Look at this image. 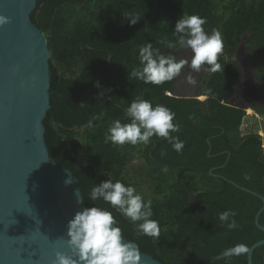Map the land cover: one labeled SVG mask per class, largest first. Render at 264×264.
<instances>
[{"label": "trees", "instance_id": "trees-1", "mask_svg": "<svg viewBox=\"0 0 264 264\" xmlns=\"http://www.w3.org/2000/svg\"><path fill=\"white\" fill-rule=\"evenodd\" d=\"M192 15L206 20V33L218 30L223 39L222 71L204 64L206 75L195 90L206 98L171 94L184 67L160 85L132 77V70L142 67L140 47L150 42L171 56L165 50L181 48L173 32L176 21ZM30 18L46 35L51 53L45 142L50 157L72 172L86 207L107 208L124 238L164 264H246L247 252L215 258L237 244L249 249L264 239L255 223L263 201L241 188L264 197L262 137L242 135L245 110L227 104L240 78L235 55L244 37L264 89V0H37ZM137 97L175 112L173 122L180 127L171 136L183 141L181 151L173 149L175 141L155 135L146 145L106 142L113 121L130 122L126 110ZM250 108L264 116V108ZM136 160L138 176L130 177L127 164ZM107 179L139 194L141 184H150L153 195L143 199L151 201L158 237L141 232L142 221H130L102 199H89L92 187ZM226 210L235 216L222 222L219 214ZM231 219L234 229L227 227ZM258 221L264 226V210ZM251 264H264V244L254 249Z\"/></svg>", "mask_w": 264, "mask_h": 264}, {"label": "water", "instance_id": "water-1", "mask_svg": "<svg viewBox=\"0 0 264 264\" xmlns=\"http://www.w3.org/2000/svg\"><path fill=\"white\" fill-rule=\"evenodd\" d=\"M36 3L0 0V16L9 21L0 25V264H54L58 251L73 255L66 244L67 222L86 207L79 202L82 194L72 172L50 157L44 138L51 53L46 35L30 18ZM244 45L245 37L238 49L243 51ZM243 76L240 69L227 104L245 110L252 100L233 98L247 81ZM241 94L247 98L252 92L243 88ZM241 188L262 199L255 223L264 231L258 221L264 197ZM263 244L261 239L249 247L246 264ZM139 264L164 263L140 251Z\"/></svg>", "mask_w": 264, "mask_h": 264}, {"label": "clouds", "instance_id": "clouds-1", "mask_svg": "<svg viewBox=\"0 0 264 264\" xmlns=\"http://www.w3.org/2000/svg\"><path fill=\"white\" fill-rule=\"evenodd\" d=\"M8 18L0 16V25L8 23ZM137 23L130 19V24ZM206 20L200 16L192 15L178 19L175 23L174 34L181 48H190L192 52L191 67L198 71L202 65L207 64L212 72H221L222 66L218 63V55L223 50L222 35L218 30L211 34L206 33L203 25ZM170 43L168 47H175ZM139 59L142 67L133 69L130 75L144 83L155 85L172 81L181 73L187 61H177L173 56H166L153 49L152 44L146 43L139 49ZM188 83L194 84L193 77H188ZM130 118L129 123L113 121L105 137L106 142L123 145L129 143L148 144L154 135L172 142L177 152L181 151L184 144L178 137L171 133L179 131V124L174 123L175 112L170 108L156 104L141 97L133 100L126 110ZM95 119V117H94ZM91 127V121H89ZM247 178V177H246ZM80 203L83 198L78 193ZM89 199L104 202L119 209L130 221H142L139 229L145 235L158 237V221L151 219V201L145 202L137 193L135 187L125 185L117 180L110 179L94 185L90 191ZM235 212L226 210L219 214L222 222H227L234 217ZM236 221L231 219L227 224L229 229L236 228ZM66 244L73 255L56 252L54 264H139V247L131 241H126L122 229L118 226L113 213L107 208L91 206L77 211L66 226ZM248 248L244 244H237L225 249L215 259H224L234 255L246 253ZM73 256L75 258H73Z\"/></svg>", "mask_w": 264, "mask_h": 264}, {"label": "rangeland", "instance_id": "rangeland-1", "mask_svg": "<svg viewBox=\"0 0 264 264\" xmlns=\"http://www.w3.org/2000/svg\"><path fill=\"white\" fill-rule=\"evenodd\" d=\"M166 53L169 55L176 57L179 60H185L187 63L184 66V71L181 77L176 81L174 86V91L171 93L172 95L182 96V97H189L194 96L196 93V88L200 84V80L202 77L206 75V69L202 65L201 68L196 71L193 70L191 67V58L192 52L190 48H177L174 50H165ZM235 59L237 60L239 67L241 69L243 80L245 83L242 84V87L238 86L237 90L233 94V98L235 102L245 99H251L252 101L248 103L249 105L255 104L262 108H264V89L260 86L258 78L256 76V69L258 62L253 60L248 52L245 49L239 50L238 53L235 55ZM254 75V77H253ZM191 76L194 78L195 83L189 84L188 77ZM247 88L252 92V95H247V98L242 97L241 89ZM196 95V94H195ZM197 99L204 100L206 98L205 95H197ZM241 133L242 135H246L248 133H258L261 137H264V116L255 112L252 108L245 109V118L243 124L241 125ZM264 148V145H262ZM141 163L140 160H136L135 162H130L127 164L126 171L128 176L130 177H137V173L135 170ZM150 184L143 183L139 187V192L142 197H150L152 196V192L149 190Z\"/></svg>", "mask_w": 264, "mask_h": 264}]
</instances>
